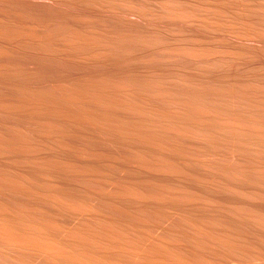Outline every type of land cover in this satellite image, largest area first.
<instances>
[{
    "label": "bare ground",
    "instance_id": "bare-ground-1",
    "mask_svg": "<svg viewBox=\"0 0 264 264\" xmlns=\"http://www.w3.org/2000/svg\"><path fill=\"white\" fill-rule=\"evenodd\" d=\"M0 264H264V0H0Z\"/></svg>",
    "mask_w": 264,
    "mask_h": 264
}]
</instances>
